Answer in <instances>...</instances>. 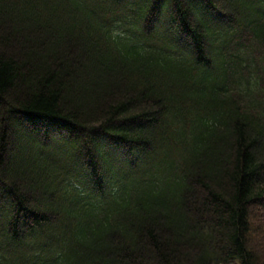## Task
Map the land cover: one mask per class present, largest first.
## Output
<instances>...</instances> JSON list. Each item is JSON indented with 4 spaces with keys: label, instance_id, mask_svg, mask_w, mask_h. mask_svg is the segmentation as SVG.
<instances>
[{
    "label": "trees",
    "instance_id": "16d2710c",
    "mask_svg": "<svg viewBox=\"0 0 264 264\" xmlns=\"http://www.w3.org/2000/svg\"><path fill=\"white\" fill-rule=\"evenodd\" d=\"M0 264H264V0H0Z\"/></svg>",
    "mask_w": 264,
    "mask_h": 264
}]
</instances>
